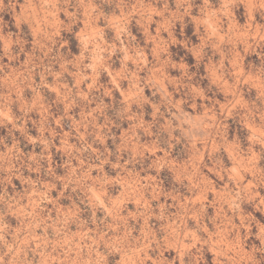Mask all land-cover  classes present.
<instances>
[{
	"label": "rangeland",
	"instance_id": "1",
	"mask_svg": "<svg viewBox=\"0 0 264 264\" xmlns=\"http://www.w3.org/2000/svg\"><path fill=\"white\" fill-rule=\"evenodd\" d=\"M0 264H264V0H0Z\"/></svg>",
	"mask_w": 264,
	"mask_h": 264
}]
</instances>
